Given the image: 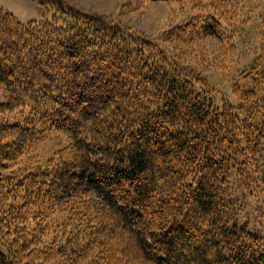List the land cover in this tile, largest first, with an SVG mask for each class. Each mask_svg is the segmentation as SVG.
I'll use <instances>...</instances> for the list:
<instances>
[{
    "label": "trees",
    "instance_id": "trees-1",
    "mask_svg": "<svg viewBox=\"0 0 264 264\" xmlns=\"http://www.w3.org/2000/svg\"><path fill=\"white\" fill-rule=\"evenodd\" d=\"M31 1L0 6V264H264V0H143L187 14L153 38Z\"/></svg>",
    "mask_w": 264,
    "mask_h": 264
},
{
    "label": "rangeland",
    "instance_id": "rangeland-1",
    "mask_svg": "<svg viewBox=\"0 0 264 264\" xmlns=\"http://www.w3.org/2000/svg\"><path fill=\"white\" fill-rule=\"evenodd\" d=\"M72 6L100 16H106L118 21L121 25L153 38L162 30L181 21H187V14L175 4L151 2L143 0H67ZM21 21L38 18L41 8L31 0H19L9 5ZM6 8L8 5L6 4ZM40 10V11H39ZM11 12V11H10ZM209 55L216 44L208 42ZM214 46V47H213ZM208 56V55H207ZM187 61V60H186ZM62 139L51 138L38 146V150L57 148L62 145ZM150 210L149 208H146ZM152 209L154 207L152 206ZM158 215L155 221L159 220Z\"/></svg>",
    "mask_w": 264,
    "mask_h": 264
},
{
    "label": "crops",
    "instance_id": "crops-1",
    "mask_svg": "<svg viewBox=\"0 0 264 264\" xmlns=\"http://www.w3.org/2000/svg\"><path fill=\"white\" fill-rule=\"evenodd\" d=\"M15 1H19V0H0V6L7 9L8 11H11L15 14L14 10L12 9V7H10L9 5L14 3ZM6 4L8 5V7L6 8ZM40 11V10H39ZM37 16H39V14H37Z\"/></svg>",
    "mask_w": 264,
    "mask_h": 264
}]
</instances>
